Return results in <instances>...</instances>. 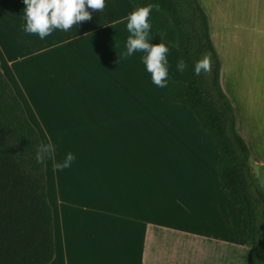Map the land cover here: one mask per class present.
<instances>
[{"label":"crops","instance_id":"obj_1","mask_svg":"<svg viewBox=\"0 0 264 264\" xmlns=\"http://www.w3.org/2000/svg\"><path fill=\"white\" fill-rule=\"evenodd\" d=\"M198 1L264 191V0ZM24 8L23 0H0V69L42 144L55 146L45 156L49 264H247L236 208L218 184L214 143L152 83L146 52L123 56L131 2L105 0L103 11L87 9L91 20L44 39L23 30ZM160 42L151 28L149 43ZM167 46V81L186 82L177 49ZM69 152L71 166L55 169Z\"/></svg>","mask_w":264,"mask_h":264},{"label":"trees","instance_id":"obj_2","mask_svg":"<svg viewBox=\"0 0 264 264\" xmlns=\"http://www.w3.org/2000/svg\"><path fill=\"white\" fill-rule=\"evenodd\" d=\"M135 7L159 4L149 18L162 41L187 64L186 82L167 81L171 103L185 106L217 149L218 184L236 208L247 264H264V191L250 169L248 148L236 130L233 108L220 85L221 62L198 0H129ZM210 54V74L194 64ZM40 136L0 69V264H49L54 258L53 219L45 157L36 161Z\"/></svg>","mask_w":264,"mask_h":264},{"label":"clouds","instance_id":"obj_3","mask_svg":"<svg viewBox=\"0 0 264 264\" xmlns=\"http://www.w3.org/2000/svg\"><path fill=\"white\" fill-rule=\"evenodd\" d=\"M23 3L25 5L23 30L28 34L38 35L40 39L46 38L57 29L67 32L77 24L91 20V12L87 9L100 12L105 8V0H23ZM153 9L157 12L161 10L159 4H148L136 8L127 17L126 27L131 35L127 39V50L123 56L127 58L136 52H146L142 59L151 75V81L157 87L164 88L169 75L167 60L169 48L164 42L149 43L151 30L149 18ZM177 68L184 72L187 68L186 62L180 60ZM193 70L197 76L210 74L212 70L210 54L206 53L197 60ZM54 151L55 146L51 143L38 145L36 161L43 162L44 157L50 156ZM74 159V155L69 152L63 163H56L54 167L57 170L68 168Z\"/></svg>","mask_w":264,"mask_h":264},{"label":"rangeland","instance_id":"obj_4","mask_svg":"<svg viewBox=\"0 0 264 264\" xmlns=\"http://www.w3.org/2000/svg\"><path fill=\"white\" fill-rule=\"evenodd\" d=\"M227 50H230V47H227ZM225 62H226V60H225ZM42 137H44V136H42ZM45 171H46V169H45ZM47 172H48V179H49V181L51 180V175H50V166H49V159H48V167H47ZM46 184H47V182H46ZM47 194H48V189H47ZM49 196L50 195H48V198H49ZM50 201V200H49Z\"/></svg>","mask_w":264,"mask_h":264}]
</instances>
